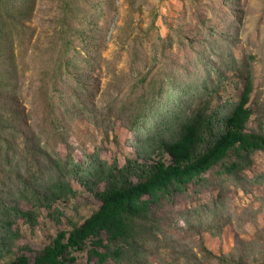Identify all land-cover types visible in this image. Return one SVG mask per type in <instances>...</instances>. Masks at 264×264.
Here are the masks:
<instances>
[{
	"label": "rangeland",
	"instance_id": "rangeland-1",
	"mask_svg": "<svg viewBox=\"0 0 264 264\" xmlns=\"http://www.w3.org/2000/svg\"><path fill=\"white\" fill-rule=\"evenodd\" d=\"M21 2L28 12L23 23L28 30L22 52L15 49L19 68L12 107L25 131L52 159L70 154L82 161L94 154L107 163L117 158L121 165L125 158H137L131 144L137 137L132 132L137 103L155 99L158 111L174 86L188 89L196 82L207 83L216 105L238 98L250 81L247 128L264 131V0ZM64 33L69 48L60 56L58 36ZM58 65L61 70L55 74ZM3 70L0 55V80L7 75ZM43 158H31L19 144L12 160L14 176L2 169L0 148V188L7 191L11 184L13 201L24 210L32 207L18 199L17 180L28 169L43 179L53 175ZM236 177L217 165L150 201L139 229L145 241L141 262L218 264L202 258L204 249L234 264L264 262V151L254 152ZM68 180L74 193L54 201L50 211L37 209L36 225L17 220L20 238L0 264L17 254L34 264L35 254L58 231L70 230L72 223L98 209L100 202L92 193ZM90 248L88 241L75 253V264H96ZM130 256L125 251L120 262L108 259L104 264H129Z\"/></svg>",
	"mask_w": 264,
	"mask_h": 264
},
{
	"label": "trees",
	"instance_id": "trees-1",
	"mask_svg": "<svg viewBox=\"0 0 264 264\" xmlns=\"http://www.w3.org/2000/svg\"><path fill=\"white\" fill-rule=\"evenodd\" d=\"M23 5L21 0H0L1 67L7 73L0 80L2 169L17 175L12 170V160L17 157L20 144L31 158L43 155L53 175L43 179L36 177L38 171L28 169L25 177L17 180L18 199L31 204L32 208L27 210L13 201L11 184L7 191L0 188V260L13 253L12 247L20 238L15 226L17 220L30 227L36 225L37 209L50 211L54 201L74 193L68 180L71 178L99 200V207L81 223H72L70 230L58 231L35 254L34 264H75V253L88 241L92 244L89 256L96 258V264H104L108 259L118 263L121 261L118 257L125 251L131 254L129 264H146L140 260L144 256L145 241L139 229L144 227L150 201L171 194L193 176L217 165L224 173L236 177L250 164L254 152L264 151V131L247 128L251 116L250 81L244 84L238 98H228L216 105L212 104L213 90H209L206 82H196L181 90L174 86L158 111L154 110L155 99L150 104L140 100L132 128L137 137L131 141L138 157L125 158L121 165L117 158L107 163L94 154L84 155L82 161L70 154L64 159H52L42 152L43 148L33 140L29 129L25 131L21 115L12 107V102H17L15 71L19 68L15 49L22 52L28 30L23 24L29 18ZM58 37L61 41L57 52L64 56L69 39L65 33ZM60 70L59 65L53 68L55 74ZM161 93L162 90L157 95ZM5 178L10 180L8 183L12 182L11 176ZM260 179L261 175L257 176ZM99 185H103L102 189ZM202 258L218 264H234L205 249ZM7 264L30 262L27 256L17 254Z\"/></svg>",
	"mask_w": 264,
	"mask_h": 264
}]
</instances>
